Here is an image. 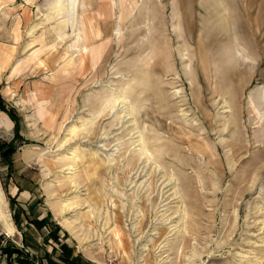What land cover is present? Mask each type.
<instances>
[{"label": "rangeland", "instance_id": "1", "mask_svg": "<svg viewBox=\"0 0 264 264\" xmlns=\"http://www.w3.org/2000/svg\"><path fill=\"white\" fill-rule=\"evenodd\" d=\"M124 1L139 10L120 22ZM55 3L0 0L23 137L0 154V241L25 259L1 264H264V0H86L75 28ZM112 17L82 69V21ZM14 136L0 110V144Z\"/></svg>", "mask_w": 264, "mask_h": 264}, {"label": "bare ground", "instance_id": "2", "mask_svg": "<svg viewBox=\"0 0 264 264\" xmlns=\"http://www.w3.org/2000/svg\"><path fill=\"white\" fill-rule=\"evenodd\" d=\"M85 1L86 0H56L54 10H57L58 13L61 11V14H62V12H65L64 14H66V16H67V24H70L73 28H75L77 25V21H76L77 17L76 16H77L78 10H79L81 5L85 6ZM114 8H116V10H117V8H119L120 13H119L118 18H119L120 22H123L126 20H130V18H132L134 16L135 11L139 8V5H138V3H135V5H132V3L127 5L124 1L123 5L121 3V6H118L116 3H114ZM116 10H113V14ZM175 13H176V10H175ZM175 17H176V15H175ZM112 19H113V17L110 19L105 18V21L103 20V23H102L103 26H101V27H99L97 24H93V23H89V25H88V23L86 22L87 19H84L82 21V34H83L82 36L83 37L78 34L77 38H76V43H75V44L80 45V40H82L84 42V46L81 47L79 50L80 54H79V60H78L82 69L85 67V58L87 57V55L94 54L96 51H98L102 47V45L105 46L106 44H108L105 39L110 37V35L108 34V31H110L109 30L110 26H108V25H111ZM178 26H180L179 21H178ZM118 29L120 30V26L118 27ZM117 33H118V31H117ZM119 33H121V30ZM107 46L108 45H106V47ZM75 47H76V45H75ZM114 96H115L114 93H113V95H111V97L105 96L104 102L102 105H106V108L108 106H110V104H112V102L116 101L115 99H117V98L110 99ZM133 112L134 111H132V113ZM87 127H88V125H87ZM86 131L87 132L90 131V128L86 129ZM71 132H72V134L76 135L77 129L72 128ZM138 142H141L142 145H144V147H145V143H143V142H145L143 137H141ZM76 151L77 150H75L74 152H76ZM142 152H143V155H144V152H145V154H147V156L149 154L148 153L149 150L146 147H145L144 151H142ZM74 154H76V153H74ZM150 156L153 157L152 154H150ZM70 180H71L72 184L76 185V182H75L76 176L70 177ZM73 206H74V203L64 204L61 207L60 214L62 215L64 213L68 212ZM64 219H65V225L66 226H70V227L73 226L72 222L69 219H67V218H64ZM0 230L4 231L6 234L11 235V236H14L16 234V227L14 226V224L12 222L11 215L8 212L7 202H6L4 193L1 189V185H0Z\"/></svg>", "mask_w": 264, "mask_h": 264}, {"label": "trees", "instance_id": "3", "mask_svg": "<svg viewBox=\"0 0 264 264\" xmlns=\"http://www.w3.org/2000/svg\"><path fill=\"white\" fill-rule=\"evenodd\" d=\"M0 110L8 113L11 120L15 123V136L14 139L9 144H0V154L5 159H9L11 156H13L17 151V146H15V142L17 140H23V137L20 135L19 132V122L16 120L15 115L13 112L6 107L4 99L0 96ZM0 250L2 251V254L7 257L10 263L13 261H19L24 259L23 251L20 249L13 247L11 245H3V243L0 241ZM20 262V261H19Z\"/></svg>", "mask_w": 264, "mask_h": 264}, {"label": "crops", "instance_id": "4", "mask_svg": "<svg viewBox=\"0 0 264 264\" xmlns=\"http://www.w3.org/2000/svg\"><path fill=\"white\" fill-rule=\"evenodd\" d=\"M34 199H30L28 205L33 206L35 204ZM22 207H25L24 205L20 204ZM45 223V222H44ZM48 224V223H47Z\"/></svg>", "mask_w": 264, "mask_h": 264}, {"label": "built area", "instance_id": "5", "mask_svg": "<svg viewBox=\"0 0 264 264\" xmlns=\"http://www.w3.org/2000/svg\"><path fill=\"white\" fill-rule=\"evenodd\" d=\"M1 258H2V257H1V254H0V264H1Z\"/></svg>", "mask_w": 264, "mask_h": 264}]
</instances>
